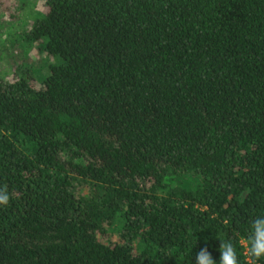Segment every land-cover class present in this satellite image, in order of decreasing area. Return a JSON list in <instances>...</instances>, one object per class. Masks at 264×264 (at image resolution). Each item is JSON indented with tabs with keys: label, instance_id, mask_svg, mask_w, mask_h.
Listing matches in <instances>:
<instances>
[{
	"label": "trees",
	"instance_id": "obj_1",
	"mask_svg": "<svg viewBox=\"0 0 264 264\" xmlns=\"http://www.w3.org/2000/svg\"><path fill=\"white\" fill-rule=\"evenodd\" d=\"M2 0H0V10ZM0 77V264H196L264 216V0H46ZM201 175L196 188L167 177ZM258 264H264L261 259Z\"/></svg>",
	"mask_w": 264,
	"mask_h": 264
},
{
	"label": "rangeland",
	"instance_id": "obj_2",
	"mask_svg": "<svg viewBox=\"0 0 264 264\" xmlns=\"http://www.w3.org/2000/svg\"><path fill=\"white\" fill-rule=\"evenodd\" d=\"M31 0H2L0 10V77L13 79L16 69L29 67L37 85L49 71V64L59 58L44 56L35 46L28 47L22 36L32 21L40 16L33 15L28 5ZM170 184L187 188H196L201 182V175L196 172H185L167 177Z\"/></svg>",
	"mask_w": 264,
	"mask_h": 264
},
{
	"label": "clouds",
	"instance_id": "obj_3",
	"mask_svg": "<svg viewBox=\"0 0 264 264\" xmlns=\"http://www.w3.org/2000/svg\"><path fill=\"white\" fill-rule=\"evenodd\" d=\"M46 0H31L28 8L33 15L45 13ZM10 194L6 185L0 187V206H7ZM219 264H240L236 245L232 240H220ZM244 255L248 264H258L264 259V216H257L251 222V230L245 240L241 241ZM196 264H216L207 247H203L196 254Z\"/></svg>",
	"mask_w": 264,
	"mask_h": 264
}]
</instances>
